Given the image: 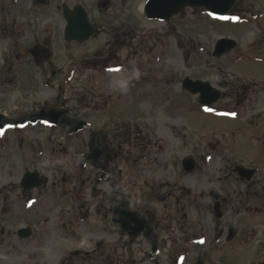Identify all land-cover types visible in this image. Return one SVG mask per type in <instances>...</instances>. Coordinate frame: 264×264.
<instances>
[{
	"label": "rangeland",
	"instance_id": "1",
	"mask_svg": "<svg viewBox=\"0 0 264 264\" xmlns=\"http://www.w3.org/2000/svg\"><path fill=\"white\" fill-rule=\"evenodd\" d=\"M23 1L28 5L16 11L11 8V19L33 23L32 17L37 16L35 23L46 25L49 18H46L45 8L38 11L30 6L31 0ZM98 2L84 0L95 15L99 9L101 18L108 19L110 11L100 9ZM144 2H112L118 28L126 24L127 16L133 19L135 45L148 46L149 40L141 37L150 31L164 37L159 41L160 49L152 50L153 60L149 57L153 53H147L150 48L138 49L130 56L131 68L139 67V70H131L136 79L132 91L128 88L113 91L112 99L125 104V115L131 117L129 122L135 127L133 136H139L137 140L141 143L139 146L133 140L132 148H123L131 154L130 159L119 161L122 176L119 171L114 174L118 179L133 180L135 186L130 189L129 197L142 207L146 205L144 199L149 197L157 219L165 221L161 233L163 246L154 257L167 264H193L198 259L202 264H258L264 259V192L261 187L264 184V0H240L225 18L212 17L203 7H185L168 22L148 19L143 12ZM32 8L30 17L22 15H29ZM55 10L50 12L53 25L58 26L61 18ZM6 19H10L8 14ZM44 32L48 35L46 30ZM119 34L124 36V33ZM30 35L19 43L9 42L7 38L0 43V71L3 72L0 74V112L7 117L65 102L77 106L84 93L81 76L78 70L73 71L79 60L77 48L73 49V61H69L60 40L50 44L51 68L57 72L53 75L47 62L36 63L29 55L27 49L33 44ZM223 36L234 38L237 46L215 56L214 45ZM185 76L209 80L214 86L239 78L250 88L256 85L251 88L255 90L254 98L228 104L230 98L222 96L204 107L197 102V95L182 88L180 78ZM126 95H130L127 100ZM89 105L93 106V102ZM93 120V115L85 118L89 127L96 128ZM6 127L4 132L0 130V142L7 140L11 145L3 149L0 144V185L18 180L25 168H37L48 178L46 189L53 180H66L65 189L72 193L60 199L61 193L49 198L44 191L35 190L30 199L20 196L18 188L7 192L2 189L0 208H12L9 217L0 216V225L8 233L4 244H20L18 255L22 257L27 251L34 253L43 247L41 256L53 263L61 258L62 250L81 247L82 237L84 246H89L99 229L96 226L98 215L103 216L102 211L106 212L105 207H109L106 204L111 188L105 180L114 179L110 170L101 179L100 171L82 164V153L88 148L87 129L80 131L75 139L64 140L61 128L45 123L38 122L27 129ZM20 137L26 141L20 146L21 150L14 145ZM65 149L69 151L65 153ZM187 154L197 158L195 172L186 173L182 169L181 161ZM240 162L257 167L253 182L246 184L235 177L232 167ZM78 180L84 183L88 208L70 199L79 195L74 191ZM99 180L103 182L99 184ZM161 182H164L163 187L159 186ZM116 186L122 193L125 191L122 182L116 181ZM222 188L226 192L221 193ZM247 190L253 193L250 197L246 196ZM4 193L7 201L2 200ZM216 195H222L229 203L221 218L214 215ZM165 204L169 205L170 217L165 212L168 209H162L166 208ZM71 212L79 215L77 219L74 216V222L68 219L73 217ZM27 225L35 232L22 242L14 231ZM229 226L234 227L235 234L227 233ZM228 235H231L230 241L226 239ZM101 236L105 240L111 237L109 234ZM206 237L210 239V246L203 249L200 245L205 242L197 239ZM149 248L144 246L137 250L134 245L130 264H148ZM11 255V258H0L1 262H17L14 253ZM33 256L35 261L22 259L21 264H45L37 254Z\"/></svg>",
	"mask_w": 264,
	"mask_h": 264
},
{
	"label": "flooded vegetation",
	"instance_id": "2",
	"mask_svg": "<svg viewBox=\"0 0 264 264\" xmlns=\"http://www.w3.org/2000/svg\"><path fill=\"white\" fill-rule=\"evenodd\" d=\"M40 1L45 2L42 3ZM60 1L61 3L58 4L55 3L56 0H31L30 6L35 7L38 11L45 8L46 18H49V20L47 21L46 25H41L39 23H35L37 16L32 17L34 18L33 23L28 20H14L13 18L11 19V8H13V11H16L28 5L27 3H24L23 0H13L14 3H11V0H0V43L4 40V38H7L9 42L19 43L20 41H22V38H27V36L30 34L33 44L35 45H50L51 43H55L56 41L60 40L64 44V54L69 61H73V49L77 48L79 60L75 68H73V71L75 72L78 70V73L81 76V82L83 83V86H81V90L84 92L80 100L78 101L77 106H70L67 104V102H65L63 104L44 106V108H58L59 110H62V120H64L66 117H78L79 119H85L93 115V122L97 127L92 128L89 126H85L83 129H87L88 131V140L93 137L97 153L101 155L102 151V155L99 157V159H97V164H95L94 166L95 169L100 171L99 177L103 179L102 168L99 167L103 164L107 167V170H110L113 173L114 180L110 178L105 180L111 188L110 200L106 204L109 205V207H105L106 212L102 211L104 212L103 216H101V214H97L99 218L97 217L96 226L99 229L94 234V242L89 243V246L85 247V238L82 237V246L76 247L74 249H69L68 251L62 250L61 258H59L58 262L56 263H53V261L48 262L47 258L41 256V253L44 249L43 247H40L39 249H37V251L35 250L34 253H29V251H27V253H25L23 257L21 255H18L20 251V244H4L5 236L8 235V233H5V227L0 225V238H3V242L0 243V258H11L13 257V255H11L12 253H14V257L18 258L17 262L11 261L10 263H2L0 260V264H21L22 259L24 262H29L30 258L34 259V254H37L39 258L43 260V262L45 261V264H130L133 260L131 259V257L133 256L134 245L136 246L137 250H142L144 246H147V248L150 247L149 251H147L148 264H167L165 261H162L157 257H154V259H152L149 254L150 249L153 246V241L154 243H156V253H158V251L161 250L163 246L161 233L165 229V221L163 219L161 221L157 219V212L150 207L149 197H147V200L146 198L144 199L146 201V205L144 207H142L137 201H133L129 197L130 189L135 186L133 180L129 179V177L125 180L118 179L114 174L115 171H119V173H121L122 169L120 170V167L118 166L120 160L130 159L129 156H131V154L127 151H123V148H132L134 146L133 140H136L135 142L138 143L137 145L139 146H141V143L139 140H137L139 136L136 138H134L133 136L135 127H133L132 122H129V118L131 117L125 115V104L119 103L118 100L112 99L113 91L117 89L128 88L130 92L132 91V86L134 85L136 79L133 78L134 76L131 73V70H139V67L131 68L130 66L131 64L129 63V59L132 53L134 54L136 50L145 48L151 49L147 52L149 54L153 53V49L159 50L162 46L161 44H159V41L162 40L163 36L159 32L155 33L150 31L146 34V36L141 37V39H146L147 42L149 40L148 46H145L144 48V45L142 44L135 45L133 42V39L135 38L133 36L135 27L134 21L131 17L127 16L126 24L129 25L125 24L124 26L118 28L116 26L117 18L114 17L112 13V10L114 8L112 3L113 0H99L98 2V6L100 7V9H106L110 11L108 19L101 18L99 9H97V15H95L94 10L91 9L87 3H84V0ZM52 7L56 9L55 11L58 13V16L60 14L61 24L58 26L53 25V14L51 13L53 11ZM81 8H83L87 14L88 24H76L70 27L69 22L71 20L76 21L79 16L82 18V13L80 11ZM7 11L8 13H6ZM32 13L33 8L29 15H27L26 13L22 15L30 17ZM6 14H8L10 19H6ZM45 30L48 35L45 34ZM119 33H124V36L120 35ZM67 37H70V39L67 40ZM77 37L84 38L79 40ZM51 48L52 46L50 47V50ZM27 51L28 53H30L29 47ZM51 54L52 51L50 53V56ZM153 55L154 53L149 56L152 60ZM46 61L48 64V68L52 69L51 67L53 66V64L50 61V58ZM122 65H125V67ZM7 68L8 71H11V66H8ZM1 69L3 70V68ZM145 69L147 70V68ZM2 73L3 72L0 71V74ZM52 74L56 75L57 72L53 71L52 69ZM2 80L4 81L5 78H2ZM241 82L242 81L239 78H236L235 80L230 82L224 81V83L221 84L220 88H225V91H222L221 89V92L219 93V99H221L222 96H227L231 100L230 102H227L228 104L232 102L236 104V102H244V100L254 98V95L252 93L255 90L251 88L256 87V85L253 84V86L250 88L249 86ZM86 83H88V87L86 86ZM103 91H107L105 95H102L101 92ZM129 96L130 95H126L125 100H127ZM89 102H93V106L89 105ZM0 113H3V115H5L4 112ZM1 119L5 118L1 117ZM6 126L7 125H5L3 129H1L2 132L7 129ZM9 126L11 128H21V126L17 125ZM61 129L63 130L61 138L67 140L75 139L78 133L83 130L82 129L79 132L75 133H68L63 128ZM3 135L6 137V133H3ZM22 143H26V141L23 137H20L18 138V143H15L14 145L18 147L19 150H21L20 146H23ZM0 144L3 146V149L4 147L10 148L11 142L5 140L3 142H0ZM34 151H36V149ZM68 151V149H65V153ZM103 153H105L106 159ZM144 156L145 155H143L141 160L144 158ZM196 169L197 163L195 165V169L192 172H195ZM257 173L258 170L256 174ZM254 176L250 180H245L244 178H241L239 174H235V177L238 180H245L246 184L253 182ZM116 181H120L124 184L125 191H123V193L116 186ZM102 182L103 180H99V184H101ZM65 183H67L66 180H53L50 187L47 189L45 187L48 186V182L45 186L38 189L24 191L20 176V178L16 181H10L6 184L0 185V191L2 189H6L7 192L10 189L18 188L20 196L24 195L25 198L29 196V198L31 199V194H33L32 192H34L35 190H41L44 191L47 196H49V198L61 193L62 197H60V199H63L66 198L70 193H72V191L65 189L68 187L64 185ZM77 183H79V185H74V191H77L79 195H73L70 197V199L74 201V203L83 204V208H88L89 201H87L86 199V190L83 189L84 183L79 180L77 181ZM163 183L164 182H161L159 186L163 187ZM261 187L264 192V184H262ZM77 188L80 189L77 190ZM224 192H226V190L225 188H222L221 193ZM251 193L252 192L250 190H247L246 196L250 197ZM253 197L254 195L252 196V198ZM93 198L95 201V193ZM2 200L7 201L5 193L2 196ZM213 204L214 215L217 218L223 217L224 210L227 209L229 204L227 200L222 197V195H216ZM116 206H119L123 210L133 211L136 216L140 218L137 223L139 226H143L145 220L146 224L149 225L157 234V240H154L144 229V227L139 228L134 236L130 233L123 232L121 222L117 223L113 220L114 208ZM165 207L166 208L162 209L167 210L169 205L165 204ZM80 208L82 209V206ZM165 212L166 215H168L169 217L171 216V212L169 211V209ZM10 215H12V208H0V216H3L4 219L6 217H9ZM71 215L73 217L68 218L71 222H74L75 215V219L79 218L78 213L76 214L71 212ZM207 215L208 214H206V217ZM201 220H203V218H201L200 221ZM123 221L126 226L133 225V223L128 221L127 219H124ZM233 228L234 227L229 226L227 228V233H229L230 229H232L234 233L235 231ZM218 231L222 233L220 230ZM14 232L15 235L21 239L20 241L25 242L24 240L33 237L35 230L32 227L31 230L26 232L29 235L26 237H21L19 235L18 228ZM101 234H109L111 235V237L105 240L104 237L101 236ZM72 235H75V231H73ZM205 239H197V241L205 242L204 244L200 245V247L203 249H207L210 246V239L208 237H206ZM226 239L229 241L231 240L228 236L226 237ZM39 251L40 253H37ZM24 262L23 264H27ZM195 263L196 262H194L193 264ZM202 263L203 261L201 260V264ZM132 264H134V262Z\"/></svg>",
	"mask_w": 264,
	"mask_h": 264
},
{
	"label": "water",
	"instance_id": "3",
	"mask_svg": "<svg viewBox=\"0 0 264 264\" xmlns=\"http://www.w3.org/2000/svg\"><path fill=\"white\" fill-rule=\"evenodd\" d=\"M236 0H147L145 3L144 11L148 18H158L160 20H168L171 15L177 14L183 7L186 5L189 6H204L212 15L223 16L225 15L234 5ZM44 2V1H42ZM82 13V18L79 16L76 21H70L69 25H84L88 24L87 22V14L84 9H80ZM68 38V37H67ZM235 45V41L228 37L220 38L215 46L214 54L220 55ZM30 52L35 56L37 61H41L43 58L48 56V48L41 47L36 45ZM183 86L191 91L192 93H199L198 100L203 105H209L219 97V90L215 89L211 86L208 81H203L201 79H191L186 77L183 80ZM59 114L60 111L57 109L44 110L41 109L38 112L32 115H25L17 120H12V122H23V120L27 117H30L33 121H36V118L39 119H47L51 122L59 123ZM76 125L71 130H76L83 125V121L76 120ZM97 157L96 150L94 145L90 144L89 151L85 154V161L88 163H95V159ZM183 166L185 170H193L195 167V160L192 156H186L183 159ZM235 170H238L240 173L244 174L247 177H251L255 172L254 168H247L241 165H236ZM23 186L26 190L32 187H39L45 183V178L41 175L39 170L34 169L33 171L27 170L22 177ZM124 219L132 222L133 225L126 226L124 224ZM139 217L131 210H123L119 206L114 208L113 220L117 223L121 222L122 230L125 233H130L135 235L139 228L144 227V229L151 235L155 240H157V234L153 231V229L146 224L144 220V225L139 226L137 223L139 221ZM29 231V227H23L19 230V235L27 236L26 233ZM231 236V235H230ZM156 243H153V247L151 249V255L155 252ZM200 264V262H198ZM264 264V259L259 263Z\"/></svg>",
	"mask_w": 264,
	"mask_h": 264
}]
</instances>
